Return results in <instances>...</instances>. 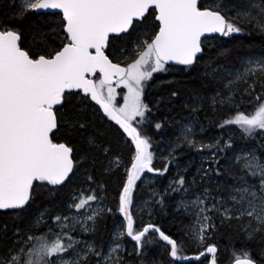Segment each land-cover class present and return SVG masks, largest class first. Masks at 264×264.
I'll return each mask as SVG.
<instances>
[{
  "label": "snow or ice",
  "instance_id": "1",
  "mask_svg": "<svg viewBox=\"0 0 264 264\" xmlns=\"http://www.w3.org/2000/svg\"><path fill=\"white\" fill-rule=\"evenodd\" d=\"M13 6L20 19L29 15L42 19L30 39L16 28L0 26V210L27 211L36 200L37 188L49 187L54 194L74 183L93 151L97 153L93 168L99 156L110 157L106 171L123 165L126 179L115 210L123 218L121 229L113 233L107 250L78 238V230L80 234L95 232L104 213L113 214L112 208L103 206V184L89 174L88 186L72 192L63 212L48 216V210L42 211L26 232L17 227L11 237L5 227L3 238L10 242L0 249V264H92L93 260L95 264H128L132 255L138 264H147V251L161 243L169 264H192L191 258L182 255L183 242L154 223L137 224L133 193L145 173L164 176L169 171L177 148L185 144L198 151L208 148L212 162L219 165L216 154L231 148L233 141L197 143L191 138L192 127L182 126L174 146H169V157H164L168 163L156 168L148 134L154 116L145 102L146 90L154 73L169 72L176 65L184 66L181 71L196 68L213 40L232 38L249 27L264 34V0H13ZM115 41L124 46L114 49ZM227 51L218 50L217 58H226ZM222 67L210 57L205 75L216 79ZM224 73L218 81L223 91L209 98L213 111L224 109L217 127L236 126L248 137L264 135V56L242 58L238 68L224 69ZM241 85L244 94L238 97ZM245 97L249 104L255 101L250 112L241 110ZM76 98L99 106L96 110L102 112L103 123L128 145L126 164L101 138L102 133L89 132L88 123L77 119ZM204 102L205 96L196 95L192 111ZM154 127L160 130L163 125L155 122ZM85 133L86 147H76L77 137ZM234 159L240 174L229 166L235 183L225 190L226 195H213L206 187L178 205L196 218L188 235L205 248L196 261L207 258V253L212 254L211 264H217V246L206 243L216 228V213L223 217L221 223L247 218L244 230L249 239L264 231V160L251 150ZM201 171L204 176L213 171L222 174L220 167L212 169L211 164ZM247 177L258 183H249ZM169 187L173 193L189 191L182 175ZM166 194L153 191L142 202L141 211L150 201L163 205ZM125 237L135 242L127 255ZM245 255L248 258H237L236 264H257L250 253Z\"/></svg>",
  "mask_w": 264,
  "mask_h": 264
},
{
  "label": "trees",
  "instance_id": "2",
  "mask_svg": "<svg viewBox=\"0 0 264 264\" xmlns=\"http://www.w3.org/2000/svg\"><path fill=\"white\" fill-rule=\"evenodd\" d=\"M0 13H2V7H0ZM41 19L34 15H29L25 19L7 17L3 27L16 28L30 39L32 29L40 23ZM217 45L220 46L219 49L215 47ZM123 46L122 41L113 43L114 49ZM224 49L228 50L226 58H217V51ZM245 54L264 56V34L249 27L242 34H234L232 38L213 40L204 59L196 68L181 71L184 68L175 67L169 72L156 73L153 81L149 82L151 86L146 90L145 102L149 103L154 116V122L149 127L148 134L152 137L154 145L152 150L155 152L156 159L153 163L156 168H163L168 163L164 157H169V146H174L177 134L182 126L189 125L192 127L193 139L197 143L215 144L217 140L223 142L229 138L233 141L231 148L216 154L219 165L212 162L210 149L205 148L198 151L196 148L185 144L173 153L176 157L175 162L169 165V171L164 176H159L156 173H145L141 180L137 181L138 188L133 193L135 203L149 200L153 191L157 193L167 191L163 205L150 201L149 209L145 208L141 211L138 206L135 208L134 215L137 224L149 222L156 224L166 234L183 242L184 251L182 255L188 257L197 256L199 252L205 251V248L188 235L194 229V216L188 211L181 210L180 206L178 207L184 194L173 193L169 187L170 182L179 179V176L182 175L186 179V186L189 190L187 193H191L192 190L200 192L207 187L213 195H226L225 190L235 183L233 173L227 171L229 166L233 168L236 175L240 174L239 165L234 159L239 151H254L264 160V135L248 137L236 126L221 130L217 127V123L224 117V109L218 107L213 111L209 103V98L216 91H223L222 85L218 86V81L205 75V67L210 63V57L213 60L218 59L223 67L234 69ZM174 91L177 93L175 97L171 95ZM196 95L205 96V102L202 106L196 104L195 106L199 110L193 112V98ZM74 104L79 111L77 119L88 123L89 132L98 131L102 133L101 138L110 144L112 151L119 154L126 164L130 158L128 145L119 139V133L114 128L109 129L108 125L103 123L102 112L97 111L96 106L93 107V102L82 103L79 98H76ZM254 105L255 102L249 104L248 97H245L241 110L250 112L253 110ZM155 122L161 123L163 127L160 130L155 129ZM87 135L88 133H85L77 137L76 147H86L85 138ZM96 156L97 153L90 152L87 165L78 169V172L81 173L78 179H75L74 183L69 184L67 187L57 190L54 194L51 193L49 187L37 188L36 200L31 203L27 211L20 213H17L16 210L0 211V249H3L10 242L8 239L3 238L5 227L8 237H11L17 227L21 229L22 233L26 232L35 214L45 210H48V216L63 212L65 206L70 202L72 192L87 187V176L94 174L96 181L104 186L102 190L105 195L104 203L108 208L113 209V214L104 213L102 218L98 220L95 232L78 233V238L94 243L97 247H104L107 250L114 230L117 227L121 228L120 222L123 218L115 210L118 202V192L121 190L126 177L123 165L120 168L106 171L110 157L99 156L93 168L92 158ZM210 164L212 169L220 167L222 174L217 176L214 171L211 172L208 176H205L211 183L205 184V178L199 174L202 173L201 169L200 171L197 170L201 165L206 166L208 169ZM149 174L153 175V183H146L143 180ZM247 180L249 183H258L252 177H247ZM92 186L95 187V184ZM155 199L158 200L159 196H156ZM149 212L151 215H149ZM222 219L221 214L216 213L214 221L216 228L209 233L210 238L206 241L207 244L217 246V264H232L237 258L247 259L248 256L245 255V252L250 253L251 258L255 259L257 264H264V231L256 233L254 238L249 239L244 230L247 218L243 221L232 220L229 222L224 220L221 223ZM122 242L127 249L125 255L132 253L135 242L127 237ZM145 259L147 264H153L154 261L155 264H169L170 257L163 243H161L159 246L151 247L147 251ZM201 262L208 264L209 261L200 259V261L192 262V264H201ZM92 264H95L94 260ZM128 264H138V258L135 255L129 256ZM183 264H189V262Z\"/></svg>",
  "mask_w": 264,
  "mask_h": 264
},
{
  "label": "rangeland",
  "instance_id": "3",
  "mask_svg": "<svg viewBox=\"0 0 264 264\" xmlns=\"http://www.w3.org/2000/svg\"><path fill=\"white\" fill-rule=\"evenodd\" d=\"M0 7H2V13H0V26H3L4 25V22H5V19L7 18V17H9V18H19L17 15H15L14 14V12H15V9H14V6H13V0H2L1 1V3H0ZM249 56H255V57H262V56H259V55H251V54H245V56H243V58H246V57H249ZM240 63H241V60H240V62L238 63V65L234 68V69H236V68H238L239 66H240ZM214 66V65H213ZM223 66V65H222ZM224 69H230V68H225V67H222V69H221V71L220 72H218L217 73V77H216V79H215V81H219V77L220 76H223L225 73H224ZM234 69H232V70H234ZM154 74H156V73H154ZM210 77V76H209ZM245 86L244 85H241L240 86V89H239V91H238V93H237V96L239 97V96H241V95H243L244 93H243V88H244ZM117 91L118 92H120L121 90L120 89H117ZM118 99H120V97H118ZM122 102V101H121ZM253 102H255V101H253ZM191 138H193V135H192V137ZM242 151H248V150H241V151H239V153L238 154H240ZM203 161H204V159H203ZM206 162V161H205ZM200 169H207L206 168V166H203V165H201L200 166V168H198V170L197 171H200ZM200 174V176L201 177H204L205 179H204V183L205 184H208L209 183V179H207L205 176H204V174H203V171H202V173H199ZM152 176L153 175H148V176H145L144 177V181L146 182V183H153L154 182V179L152 178ZM86 188V187H85ZM206 188V187H205ZM204 189V188H203ZM201 192H203V190H201L200 192H198V191H193L192 190V192L191 193H183L184 195H183V198H185V199H187V198H195V195L196 194H199V193H201ZM101 196L103 197V206L105 207V208H108V206L107 205H105V203H104V199H105V195H104V193H102L101 192ZM141 205H142V203L140 202H138V203H136V207L138 206V208H140L141 209ZM146 209L148 208L149 209V207H145ZM144 208V209H145ZM180 209L181 210H183V211H185L184 210V208H183V206H180ZM223 210L221 209V212H222ZM189 213H191V214H193V212L192 211H188ZM105 213H107V212H105ZM37 215H39V213L38 214H35L34 216H33V218H32V220L37 216ZM194 216V215H193ZM194 219H195V221H194V227H195V225H196V218H195V216H194ZM120 229L121 228H116L115 230H114V232H119L120 231ZM113 232V233H114ZM78 233H79V230H78ZM82 234H86V233H82ZM112 239H113V234H112V237H111V242H112ZM110 242V243H111ZM207 260V259H206Z\"/></svg>",
  "mask_w": 264,
  "mask_h": 264
},
{
  "label": "water",
  "instance_id": "4",
  "mask_svg": "<svg viewBox=\"0 0 264 264\" xmlns=\"http://www.w3.org/2000/svg\"><path fill=\"white\" fill-rule=\"evenodd\" d=\"M177 66H182V65H177ZM184 67V66H183ZM95 103V102H94ZM97 107H99L98 105H96ZM1 212L2 211H14V210H11V209H9V210H0ZM130 239V238H129ZM131 240V239H130ZM216 254H217V252H216ZM216 254H215V258H216ZM206 256H208V260H209V263L208 264H211V260H212V254H205ZM195 257L196 256H194V257H189V258H191L192 259V262H195L196 260H195ZM205 257H200V259H204ZM246 258H242V259H240L241 261H243V260H245ZM178 263H181V264H183V263H188V261H183V262H178ZM232 264H236V261H234Z\"/></svg>",
  "mask_w": 264,
  "mask_h": 264
},
{
  "label": "flooded vegetation",
  "instance_id": "5",
  "mask_svg": "<svg viewBox=\"0 0 264 264\" xmlns=\"http://www.w3.org/2000/svg\"><path fill=\"white\" fill-rule=\"evenodd\" d=\"M176 68H183V67H181V66H175Z\"/></svg>",
  "mask_w": 264,
  "mask_h": 264
}]
</instances>
